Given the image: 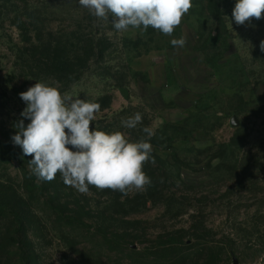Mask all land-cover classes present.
Segmentation results:
<instances>
[{"label": "rangeland", "instance_id": "1", "mask_svg": "<svg viewBox=\"0 0 264 264\" xmlns=\"http://www.w3.org/2000/svg\"><path fill=\"white\" fill-rule=\"evenodd\" d=\"M235 3L226 2L216 19L209 0H192L167 36L152 27L118 31L111 18L92 16L78 0L0 2V135L17 133L26 107L19 94L39 82L31 74L39 72L40 82L73 98L111 95L109 107L105 97L97 102L98 130V121L124 109L143 111L154 133L152 156L169 174L162 188H146L147 208L138 207L131 223L118 222L133 230L140 254L109 253L86 232L74 242L43 230L37 232L43 264H264V18L237 25ZM86 33L111 38L110 56L69 89L33 63L55 58L50 44L76 43ZM174 38L185 46H173ZM108 64L111 75L127 76L126 87L107 78ZM10 170L16 175L19 167Z\"/></svg>", "mask_w": 264, "mask_h": 264}, {"label": "trees", "instance_id": "2", "mask_svg": "<svg viewBox=\"0 0 264 264\" xmlns=\"http://www.w3.org/2000/svg\"><path fill=\"white\" fill-rule=\"evenodd\" d=\"M2 1L11 0H0ZM209 1L213 4L211 7L214 6V10L211 11L212 16L216 19L220 18L224 4L229 0ZM18 22L21 30L28 32L24 23L21 20ZM84 35V39L76 43L59 42V45L55 47H51L50 44V49L55 51V58L51 60L35 58L33 63L37 69L42 70V74L55 79L69 89L72 84L82 78L84 72L91 70L92 66L105 62L104 59L110 56L108 51L113 46L109 37L97 38L93 33ZM63 52L65 55H61ZM125 66L128 69L129 66ZM105 68L107 78H115L117 81L116 87L124 88L129 84L127 76L111 75L109 69L113 67L109 64ZM31 74L37 81H41L39 72ZM104 97L108 99L105 106L109 107L112 96ZM104 97H100L97 102L105 99ZM137 112L143 113L135 107H130L116 114L110 121L100 120L98 124H103L100 130L108 133L122 131L126 137L137 139L129 138L131 141L146 139L149 143H153V138H148L142 131L144 127L151 128V122L147 117L142 116V123L135 129L122 126V120ZM32 158L25 156L22 148L15 145L11 137L5 134L0 135V167L2 168L0 172V264H43L38 243L40 238L37 234L38 231L43 230L62 232L63 239L68 238L69 241L74 240V242H77L76 238L80 232H86L106 246L109 253L116 252L129 259L133 255L140 254L142 248L133 241V230L122 229L118 222L131 223L132 216L139 212L138 207L147 208L152 202L150 190L138 193L133 190L129 195L122 196L119 191L99 190L90 185L88 193L82 194L75 188L66 186L59 173L50 182L40 180L29 166L28 162ZM12 166L19 167L16 175L10 170ZM144 166L146 167L143 170L151 178L152 184L160 188L167 184L169 174L165 167L157 162H149ZM101 196H105L104 199H97ZM141 198L142 201L139 200ZM55 224L58 229L54 227ZM88 247L89 245H85V248ZM79 250V247L73 248V254L80 255ZM81 264L88 263L81 261Z\"/></svg>", "mask_w": 264, "mask_h": 264}, {"label": "clouds", "instance_id": "3", "mask_svg": "<svg viewBox=\"0 0 264 264\" xmlns=\"http://www.w3.org/2000/svg\"><path fill=\"white\" fill-rule=\"evenodd\" d=\"M81 7L103 20H109L118 31L152 27L171 36L192 7V0H78ZM232 18L237 25L251 24L264 18V0H236ZM173 46L184 47V38L172 39ZM264 52V40L260 42ZM26 107L16 124L13 143L22 148L34 175L52 181L59 173L63 183L82 194L89 186L99 190L119 191L122 196L133 190L144 191L152 181L144 172L146 163H155L152 145L146 139L131 141L122 131L111 133L93 127L97 102L73 98L58 87L36 82L19 94ZM142 123L137 112L121 121L123 127L135 129ZM151 138V128L142 129Z\"/></svg>", "mask_w": 264, "mask_h": 264}]
</instances>
